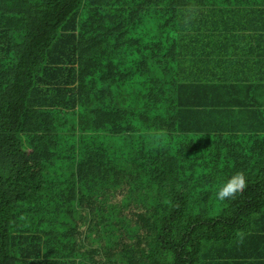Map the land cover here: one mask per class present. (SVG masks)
<instances>
[{
	"label": "trees",
	"instance_id": "trees-1",
	"mask_svg": "<svg viewBox=\"0 0 264 264\" xmlns=\"http://www.w3.org/2000/svg\"><path fill=\"white\" fill-rule=\"evenodd\" d=\"M252 226L264 0H0V264H261Z\"/></svg>",
	"mask_w": 264,
	"mask_h": 264
},
{
	"label": "crops",
	"instance_id": "crops-1",
	"mask_svg": "<svg viewBox=\"0 0 264 264\" xmlns=\"http://www.w3.org/2000/svg\"><path fill=\"white\" fill-rule=\"evenodd\" d=\"M261 243L262 241L260 240H252L251 242L244 241L240 244V249L235 253H240V255L249 258V262L253 261L255 256L256 258L259 255H263L264 257V251L262 250H260V252L257 251V247ZM261 264H264V259L262 260Z\"/></svg>",
	"mask_w": 264,
	"mask_h": 264
},
{
	"label": "rangeland",
	"instance_id": "rangeland-1",
	"mask_svg": "<svg viewBox=\"0 0 264 264\" xmlns=\"http://www.w3.org/2000/svg\"><path fill=\"white\" fill-rule=\"evenodd\" d=\"M252 228L260 236V237H255L254 240L262 241V243L259 244L258 247H257V251L260 252V250H262V247L264 246V236H262V235H264V233L259 232V230L256 227L252 226ZM263 259H264L263 255H259L255 260H256V262H259V261L262 262ZM226 264H230V263H228V261H227Z\"/></svg>",
	"mask_w": 264,
	"mask_h": 264
},
{
	"label": "clouds",
	"instance_id": "clouds-1",
	"mask_svg": "<svg viewBox=\"0 0 264 264\" xmlns=\"http://www.w3.org/2000/svg\"><path fill=\"white\" fill-rule=\"evenodd\" d=\"M242 184H243V181L241 180V186ZM232 191L233 189L231 188V186H229L228 188H226L224 191L220 193L221 198H223L224 196L230 195Z\"/></svg>",
	"mask_w": 264,
	"mask_h": 264
}]
</instances>
